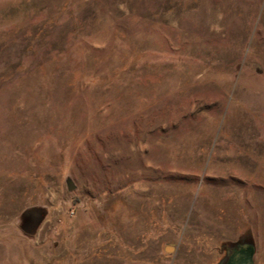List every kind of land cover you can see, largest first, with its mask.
I'll return each mask as SVG.
<instances>
[{"label": "rangeland", "instance_id": "rangeland-1", "mask_svg": "<svg viewBox=\"0 0 264 264\" xmlns=\"http://www.w3.org/2000/svg\"><path fill=\"white\" fill-rule=\"evenodd\" d=\"M244 238L264 264V0H0V264Z\"/></svg>", "mask_w": 264, "mask_h": 264}, {"label": "flooded vegetation", "instance_id": "flooded-vegetation-1", "mask_svg": "<svg viewBox=\"0 0 264 264\" xmlns=\"http://www.w3.org/2000/svg\"><path fill=\"white\" fill-rule=\"evenodd\" d=\"M250 242L248 239H238L235 242L225 243L220 248V258L217 264H231L243 252L242 246Z\"/></svg>", "mask_w": 264, "mask_h": 264}, {"label": "water", "instance_id": "water-1", "mask_svg": "<svg viewBox=\"0 0 264 264\" xmlns=\"http://www.w3.org/2000/svg\"><path fill=\"white\" fill-rule=\"evenodd\" d=\"M68 191H72L74 189V185L71 181H68L67 185ZM170 250H172V247H169ZM243 252L242 254L238 255L231 264H253V255L255 252V246L253 242L250 240V242L246 243L242 246Z\"/></svg>", "mask_w": 264, "mask_h": 264}, {"label": "crops", "instance_id": "crops-1", "mask_svg": "<svg viewBox=\"0 0 264 264\" xmlns=\"http://www.w3.org/2000/svg\"><path fill=\"white\" fill-rule=\"evenodd\" d=\"M119 205V204H118ZM121 210H120V208L118 207V217H119V219H120V215H122L121 213ZM120 221V220H119ZM125 221V220H124ZM88 230H90V229H88ZM124 245L125 244H123V248H124ZM87 251L86 253L88 254V251H89V247H88V244L86 245V246H84L83 245V243H78V245H76V248H75V253H76V255H78L79 256V254H83L84 252L83 251ZM125 258V257H124ZM76 264H82V260H77L76 261Z\"/></svg>", "mask_w": 264, "mask_h": 264}]
</instances>
